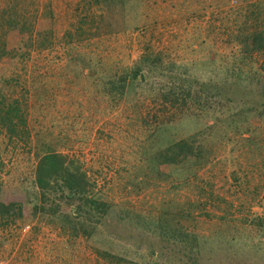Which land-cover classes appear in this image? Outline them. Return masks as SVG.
Segmentation results:
<instances>
[{
    "label": "rangeland",
    "instance_id": "obj_1",
    "mask_svg": "<svg viewBox=\"0 0 264 264\" xmlns=\"http://www.w3.org/2000/svg\"><path fill=\"white\" fill-rule=\"evenodd\" d=\"M123 7L124 29L95 37L108 12L92 0H0V94L18 100L29 133L11 143L1 135L0 182L33 208L29 219L0 227V264H180L187 249L173 231L198 237L197 264H264L263 122L252 119L254 135L204 136L199 163L152 162L213 123L198 118L201 84L227 97L262 91L254 79L264 73V50L245 54L242 36L264 32V0ZM173 91L184 93L177 103ZM50 152L80 167L88 197L106 213L71 215L77 203L57 193L39 210L35 168ZM65 215L86 233L71 234Z\"/></svg>",
    "mask_w": 264,
    "mask_h": 264
},
{
    "label": "trees",
    "instance_id": "obj_2",
    "mask_svg": "<svg viewBox=\"0 0 264 264\" xmlns=\"http://www.w3.org/2000/svg\"><path fill=\"white\" fill-rule=\"evenodd\" d=\"M125 0H92V4L100 6L105 12H108V17H100V25H96L93 36H100L101 28H104V34L117 33L124 29L122 26L119 29V24L123 22V10L125 11L123 4ZM104 23V24H102ZM239 38V42H240ZM35 45L37 48H43L44 43ZM243 51L245 54H252L255 52H261L264 50V32H251L248 35L242 36ZM4 46H1V48ZM34 47V46H32ZM11 52V51H9ZM84 65L88 63L86 59ZM264 66V61H263ZM142 81L144 76L141 75ZM257 84L261 85L263 81L262 91H248L242 92L237 88L231 97H227V94H222L219 88L213 89L211 82L208 84H201L199 90L193 99L204 100V105L200 114V119L204 121L212 120L211 125L205 124L202 129L196 133L190 135L184 140L173 142L165 149L158 150L152 156V162L157 165H179L183 162L199 163L203 158L204 149L201 145L204 136L214 137L227 136L230 133L234 135L256 134L255 124L252 125V119L256 118L259 122L264 123V73L254 79ZM233 84H231L232 86ZM213 91V92H212ZM169 95L173 99V103H177L179 99L184 96V93L170 92ZM215 98V104L212 99ZM219 98V99H217ZM226 101L223 104L222 101ZM235 103L234 109L228 111L227 108L230 103ZM200 103V101H198ZM220 103V104H218ZM196 114V113H193ZM197 118V119H198ZM4 134L8 141L11 143L14 140L24 141L29 138L27 129L26 113L21 108L17 99H9L0 94V137ZM246 142H252V139H244ZM2 164L0 161V170ZM35 185L40 191V198L42 205L39 210L45 211L43 204H47L50 198L47 196L50 193H57L60 198L68 205L71 203L77 205L70 210V214L74 216H81L83 214L89 216H95L94 214L106 213L103 208L105 204L101 201L88 197V182L85 179V174L81 171L80 167L72 160H69L66 156L61 154L50 152L39 158L35 168ZM12 187L4 186L0 182V227L5 228L16 224L18 221H25L29 219V213L32 211V207H29L27 200L24 198L18 190ZM14 191V193H12ZM55 211L57 206L53 205ZM53 212V209H52ZM93 212L94 214H92ZM71 215H65L64 220L68 221V228L75 237L80 234L86 233V231L80 232L78 226L82 225L75 222ZM259 220H261L259 218ZM157 228L161 231L163 225L157 224ZM171 238H176L184 249H187L186 260L181 259L180 264H197L198 252L197 249L198 237L194 234H188L181 231H173ZM91 234V233H90ZM90 234L86 236H90ZM74 237V238H75ZM97 257L108 259L111 262H122L123 258L117 255H113L107 251H96ZM128 264H134L128 262ZM125 262V261H124Z\"/></svg>",
    "mask_w": 264,
    "mask_h": 264
}]
</instances>
